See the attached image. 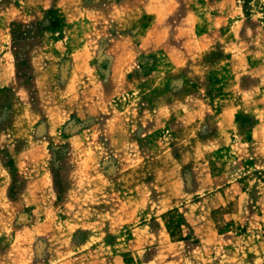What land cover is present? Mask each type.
Here are the masks:
<instances>
[{"label": "rangeland", "instance_id": "rangeland-1", "mask_svg": "<svg viewBox=\"0 0 264 264\" xmlns=\"http://www.w3.org/2000/svg\"><path fill=\"white\" fill-rule=\"evenodd\" d=\"M0 264H264V0H0Z\"/></svg>", "mask_w": 264, "mask_h": 264}]
</instances>
